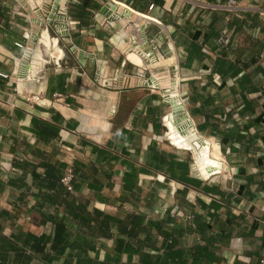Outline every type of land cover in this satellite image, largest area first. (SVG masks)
Segmentation results:
<instances>
[{
    "label": "crops",
    "instance_id": "0c3cea01",
    "mask_svg": "<svg viewBox=\"0 0 264 264\" xmlns=\"http://www.w3.org/2000/svg\"><path fill=\"white\" fill-rule=\"evenodd\" d=\"M108 1L72 0L62 38L55 0H0V264H261L264 0L233 11L212 6L229 0H119L113 15ZM138 13L172 32L185 108L219 142L226 171L195 175L191 154L165 137L168 106L144 80L172 71L147 69L132 49ZM33 117L59 136L37 137ZM69 168L73 191L43 178Z\"/></svg>",
    "mask_w": 264,
    "mask_h": 264
},
{
    "label": "bare ground",
    "instance_id": "6f19581e",
    "mask_svg": "<svg viewBox=\"0 0 264 264\" xmlns=\"http://www.w3.org/2000/svg\"><path fill=\"white\" fill-rule=\"evenodd\" d=\"M115 2L117 5H121L119 0H115ZM125 6L128 15L135 12L133 8L128 5ZM144 21L145 18H139L138 24L141 25ZM63 27L64 25H62ZM42 41L47 46H55L56 49L62 52L56 43L57 40L55 39L53 42L48 32L45 31L43 33ZM40 56L41 52L38 50L36 57ZM149 64L157 68L165 65L167 69L172 71L171 73L164 74L159 72L160 69H157L153 72V78L150 81L155 88L160 90L163 99L165 98L168 104V110L163 115V121L166 125L165 137L175 147L192 155V165L195 175L208 179L215 174L226 171L228 166L226 165L219 142L214 138L202 135L197 130L194 120L185 108L180 94V75L178 71H173L171 67L169 68V66H172L176 70L179 67L176 52L160 60L153 59ZM32 70H34V66H32ZM180 110H185L186 113L180 114Z\"/></svg>",
    "mask_w": 264,
    "mask_h": 264
},
{
    "label": "built area",
    "instance_id": "2783aa9c",
    "mask_svg": "<svg viewBox=\"0 0 264 264\" xmlns=\"http://www.w3.org/2000/svg\"><path fill=\"white\" fill-rule=\"evenodd\" d=\"M56 1H58L57 5ZM60 1H62V6L59 4ZM72 0H55V2L52 4V7L55 10L53 13H56V11L60 14L67 15L68 12V6L69 3ZM115 0H109L106 5H109L111 7H115ZM155 6L154 3L150 4V8H153ZM214 8H219L223 10H229L233 11L237 8H239V4L237 0H229L225 3L215 4L212 5ZM52 9V11H53ZM113 10L111 15L115 13ZM118 15V12H117ZM139 16H135V18L131 19V25H132V34L130 37L131 46L132 49L140 56V58L144 61V64L147 69L155 68V66H152L149 64L150 61L153 59L160 60L161 58H164L166 56H169L170 54H173L176 52L177 59H178V53L176 51L174 40L172 36V32L166 27L163 20L160 18H157L156 16H150L147 14L138 13ZM145 15V16H141ZM65 17L66 20L64 23H58V18ZM107 17H114V18H120L122 16H107ZM125 17V16H123ZM132 17V16H130ZM139 18H145V21L143 24L139 25L138 20ZM53 24L54 32L57 34L58 37L62 38H70L72 35V25L75 23V20H73L70 16H51L50 20ZM62 25L64 27L62 28ZM72 48L74 50H77V46L72 44ZM165 66V65H164ZM173 71H177L178 69L174 70L172 66H169V68ZM29 71V70H28ZM26 70V73L28 72ZM152 79H145L144 83L148 88L157 89L155 88L151 83ZM14 90L17 91V85L14 86ZM54 97L56 98H62V93L55 92ZM44 99V93H30L25 96L26 103L30 105L37 104L39 102H42ZM12 106L14 107L15 104L13 103ZM76 178L75 172L72 168H69L64 172V174L61 177V182L65 185L68 191L74 190L73 182ZM261 264H264V257L260 260Z\"/></svg>",
    "mask_w": 264,
    "mask_h": 264
},
{
    "label": "trees",
    "instance_id": "16d2710c",
    "mask_svg": "<svg viewBox=\"0 0 264 264\" xmlns=\"http://www.w3.org/2000/svg\"><path fill=\"white\" fill-rule=\"evenodd\" d=\"M82 17V16H81ZM32 129L37 137L42 138L43 140H48L50 138L58 137L60 127L43 119L33 117L32 119ZM32 174L39 178V175L36 172H32ZM59 174V175H58ZM62 174L61 172H53V171H46L43 175V178L48 180L47 184L49 186H56V185H62L61 182ZM183 177H181L182 179ZM185 179V178H184ZM187 181V180H186ZM188 182V181H187ZM0 183H2V179L0 178ZM56 226V231L54 235V244L55 245H61L62 242L65 241L66 237L64 235L65 230V224L58 220H53ZM38 248V247H37Z\"/></svg>",
    "mask_w": 264,
    "mask_h": 264
},
{
    "label": "water",
    "instance_id": "95a60500",
    "mask_svg": "<svg viewBox=\"0 0 264 264\" xmlns=\"http://www.w3.org/2000/svg\"><path fill=\"white\" fill-rule=\"evenodd\" d=\"M116 9H117V7H111L109 5H105L103 10L106 11V12H109V15H111L112 11L113 10H116ZM163 101H164V103L166 105H168L165 98L163 99ZM182 113H186L185 110L184 111L183 110H180V114H182Z\"/></svg>",
    "mask_w": 264,
    "mask_h": 264
},
{
    "label": "rangeland",
    "instance_id": "374dc122",
    "mask_svg": "<svg viewBox=\"0 0 264 264\" xmlns=\"http://www.w3.org/2000/svg\"><path fill=\"white\" fill-rule=\"evenodd\" d=\"M163 67H165V66H161V68H163ZM167 109H168V107H166V109L164 110V112L167 111ZM191 157H192V155H191Z\"/></svg>",
    "mask_w": 264,
    "mask_h": 264
}]
</instances>
